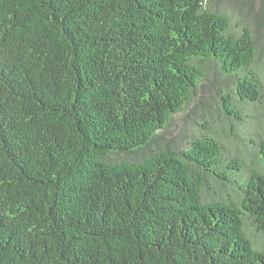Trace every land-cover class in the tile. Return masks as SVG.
<instances>
[{
	"label": "trees",
	"instance_id": "trees-1",
	"mask_svg": "<svg viewBox=\"0 0 264 264\" xmlns=\"http://www.w3.org/2000/svg\"><path fill=\"white\" fill-rule=\"evenodd\" d=\"M256 53L206 0H0V264H264V134L237 123L264 98ZM215 76L242 148L209 116L113 156Z\"/></svg>",
	"mask_w": 264,
	"mask_h": 264
},
{
	"label": "rangeland",
	"instance_id": "rangeland-1",
	"mask_svg": "<svg viewBox=\"0 0 264 264\" xmlns=\"http://www.w3.org/2000/svg\"><path fill=\"white\" fill-rule=\"evenodd\" d=\"M206 5L210 9H219L226 13L230 25L234 29L237 30L243 25L251 29L257 49L254 70L263 85L264 93V0H206ZM233 80L229 76H215L208 79L206 83L200 85L187 109L173 116L170 125L163 134L164 137L160 135L156 138V142L153 140L148 147L133 153L113 156L141 159L147 156L149 148H154L157 144L163 145L166 141L171 145L184 147L186 140L199 132L200 123L209 116L214 117L215 125H218L222 134L225 137L229 136L225 129L227 127L226 122L220 119L222 117L220 93L227 89L232 90L234 88ZM247 106L244 120L241 123L237 122L239 135L248 136L249 131L264 134V98L260 102H251ZM227 139L230 146L234 148L243 147L239 138L229 136Z\"/></svg>",
	"mask_w": 264,
	"mask_h": 264
}]
</instances>
